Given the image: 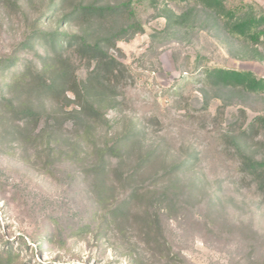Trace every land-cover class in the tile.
I'll return each instance as SVG.
<instances>
[{"label":"rangeland","instance_id":"1","mask_svg":"<svg viewBox=\"0 0 264 264\" xmlns=\"http://www.w3.org/2000/svg\"><path fill=\"white\" fill-rule=\"evenodd\" d=\"M239 5H251L264 16V0H231L230 7ZM184 7L179 0H158L156 8L141 13L143 33L110 51L125 66L127 81L121 109L108 116L117 123V134L151 118L140 148L158 145L173 162L184 154L191 158L172 193L174 202L165 203L162 213L160 240L169 256L181 264H264V202L220 138L229 127L243 129L260 114L261 99L233 95L227 100L226 91L216 92L223 101L200 82L217 68L264 79V58L252 59L250 50L263 53V46L245 48L229 40L204 16L193 21L190 33H160L166 26L161 8L179 14ZM5 28L0 55L22 36L17 24ZM77 74L82 77L84 70ZM8 146L6 140L0 143V253L12 250L6 264H160L167 256L146 235L145 223L103 219L70 165L55 163L49 172L39 171L30 161L34 154L16 155ZM119 191L111 201L123 196ZM141 206L136 204L132 215H142Z\"/></svg>","mask_w":264,"mask_h":264},{"label":"trees","instance_id":"2","mask_svg":"<svg viewBox=\"0 0 264 264\" xmlns=\"http://www.w3.org/2000/svg\"><path fill=\"white\" fill-rule=\"evenodd\" d=\"M179 1L185 3L179 14L161 8L166 26L160 33H190L193 21L204 16L218 23L229 40H238L245 48L263 46V53L250 50L252 59L264 58V16L251 5ZM157 2L0 0V34L12 24L22 30L19 42L0 55V143L6 140L16 155L34 154L30 161L38 170L49 172L55 163L70 165L103 210V219L145 223L146 235L167 252L160 264H181L160 240L162 213L167 212L165 203L174 202L172 193L179 189L191 158L184 154L173 162L168 158L171 153L162 154L158 145L143 150L139 142L146 137L151 118L117 134V123L108 116L121 109L120 91L127 81L125 66L110 51H119L117 42L143 33L141 13L156 8ZM79 69L84 70L82 77ZM201 81L213 91L212 97L223 101L216 92L226 91L227 100L233 95L261 99L260 114L243 129L229 127L220 138L235 152L240 172L264 202V79L217 68L205 72ZM116 190L123 194L118 202L110 198ZM136 204L146 208L139 217L131 213ZM28 237L34 243L33 236ZM11 251L0 253V264L9 261Z\"/></svg>","mask_w":264,"mask_h":264}]
</instances>
